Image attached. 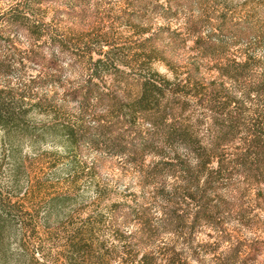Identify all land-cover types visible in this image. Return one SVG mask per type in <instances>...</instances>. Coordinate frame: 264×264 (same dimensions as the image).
Wrapping results in <instances>:
<instances>
[{
    "label": "trees",
    "instance_id": "16d2710c",
    "mask_svg": "<svg viewBox=\"0 0 264 264\" xmlns=\"http://www.w3.org/2000/svg\"><path fill=\"white\" fill-rule=\"evenodd\" d=\"M205 3L220 21L219 35L209 32L188 49L186 40L207 27V21L198 25L190 19L187 23L191 26L185 31L165 27L137 44L117 41L113 44V61L132 69L126 75L113 62L97 67L95 73L90 71L87 49L91 41L100 38L92 29H85L68 42L53 37L51 42L40 43L42 33L27 20L15 15L0 17V77L16 79L13 86H0V128L19 126L29 112L38 111L53 121L47 127L54 131L68 159L79 158L78 163L85 165L94 153L121 158L141 173L145 188L153 187L154 198L159 201L106 204L101 214L117 226L102 239L94 237V226L82 228L76 234L77 241L92 249L71 253L68 264H176L177 253L171 242L165 241V235L184 237V243L197 253L192 234L196 226L219 224L221 204L215 198L223 194L222 185L232 176V163L239 167L241 159L255 172L257 183L250 190L253 200L264 197V115L243 116L239 111L248 97L246 93L241 95L242 69L226 60L225 45L233 34L227 0ZM137 19L138 33L150 30L139 27L144 22L142 15ZM164 19L180 17L173 12ZM151 26H155L154 21ZM14 34L30 41L23 65H40L44 75L29 78L25 72L15 74L16 61L10 57ZM69 44L79 47L78 59L69 53ZM65 62L69 63L67 69L63 67ZM157 64L168 67L173 78L161 74ZM70 70L80 75L72 82L77 85L63 99L57 94L33 93L34 89L64 87ZM211 72L218 76L212 77ZM230 100L236 101L235 108L229 106ZM220 141L223 143L218 144ZM194 159L196 164L192 163ZM205 160L210 170L217 163L222 168L229 165L218 174L212 173L222 181L213 182L204 171ZM80 173V178L89 175L85 168ZM169 176L183 182L170 184ZM232 211L241 212L238 207ZM4 221L0 215V228ZM131 225L138 227L130 231L127 226ZM251 253V249H242L240 257L247 261ZM59 257L55 264H63V251Z\"/></svg>",
    "mask_w": 264,
    "mask_h": 264
},
{
    "label": "clouds",
    "instance_id": "9594fccd",
    "mask_svg": "<svg viewBox=\"0 0 264 264\" xmlns=\"http://www.w3.org/2000/svg\"><path fill=\"white\" fill-rule=\"evenodd\" d=\"M227 3L232 10L233 34L227 38L225 45L228 50L226 60L234 68L242 69L239 78L243 89L241 95L246 93L248 97L239 111L243 116L251 113L258 118L259 115H264V0H227ZM209 7L205 0H0V17L15 15L27 20L34 30L42 33L40 43L51 42L53 37L58 41L63 39L68 42L85 29H92L100 34V38L91 41L87 49L90 71L95 73L97 67L103 68L113 62L115 68L126 75L132 69L113 61L116 54L113 47L115 42L137 44L151 39L159 28L167 27L170 31H175L184 25L181 31H185L191 26L187 23L190 19L198 25L207 21L204 30L186 40L187 48L191 49L199 38L206 37L209 32L219 35L220 21ZM173 12L180 17L179 24L164 19ZM141 15L144 22L139 27L150 30L138 33L137 18ZM153 21L155 26H151ZM126 37L130 39L126 40ZM68 51L74 59H78V46L69 44ZM195 54L188 52V55ZM156 66L168 79L173 78L168 67L163 64ZM63 67L69 68V63L65 62ZM35 75L37 73H32V76ZM78 75L79 72L73 79ZM100 79L102 76L97 82ZM183 79V75H180V80ZM229 106L235 108L236 101L230 100ZM236 125L238 129L239 120ZM221 143L223 141L218 142ZM11 154L12 147L0 142V172L6 167ZM30 159L31 149L24 146L21 162L26 163ZM192 163L196 164L197 161L194 159ZM206 164L205 160L204 171L209 173L213 182L222 181V177L212 173L218 174L229 165L222 168L217 163L216 168L210 170L206 168ZM239 164V167H235V162L232 163V176L226 185H222L223 194H217L215 198L221 204L219 224L212 223L204 228L192 241L198 257H192L187 245L181 243L177 246V251L184 248L188 264H200L201 260L204 264H264V197L253 201L249 193L257 183L253 178L255 172L246 166L243 159ZM168 181L170 184L183 182L179 177L172 176L168 177ZM203 182L202 180L201 183ZM29 192L28 188L17 192L0 187V194L16 198L26 197ZM56 199V196L49 198L36 209L39 214L27 224L30 231L21 230L17 235H11L8 232L11 218L0 228V264H55L57 254L62 251L63 264H68L71 253L91 251L89 245L78 242L76 238L86 221L82 210H74L70 217L59 224L45 225L40 220L39 217L43 215L40 208ZM236 207L242 209L239 214L232 211ZM157 215L162 213L157 211ZM37 227L44 235H34ZM245 248L252 250L247 261L240 257V251Z\"/></svg>",
    "mask_w": 264,
    "mask_h": 264
},
{
    "label": "rangeland",
    "instance_id": "374dc122",
    "mask_svg": "<svg viewBox=\"0 0 264 264\" xmlns=\"http://www.w3.org/2000/svg\"><path fill=\"white\" fill-rule=\"evenodd\" d=\"M166 21L179 24V20ZM183 27L184 25H181L179 29ZM12 38L14 44L10 49V57L16 61L15 74L25 72L29 78L44 75L45 71L40 65L32 63L23 65L24 50L30 46V41L20 34H14ZM34 72L37 75L32 76ZM77 73L72 70L68 72L64 87L34 89L33 93L57 94L58 99H63L67 91L73 85H77L72 83L76 80L73 76ZM210 75L214 78L218 76L215 72H211ZM15 81L16 79L11 77H0V86H13ZM51 124L53 121L50 118L33 110L25 116L19 126L10 125L7 130L0 128L2 133L0 142L12 147V154L6 161V167L0 172V187L14 189L17 192L26 188L30 191L26 197L19 198L0 194V215L6 220L3 226L11 218V223H8V232L11 235H17L21 230L30 231L27 224L34 221L35 216L39 214L36 209L45 200L55 196L56 200L40 208L43 215L39 218L45 225L59 224L70 217L74 210L80 209L86 217L82 228L94 226L96 230L94 237L99 239L105 238L110 228L113 230L114 226H117L101 214L102 208L109 202L127 200L132 204L144 202L159 204L158 199L154 198V188H145L141 173L134 166L124 163L121 158L94 153L89 156L85 165L78 163L79 158L77 161L68 159L63 147L55 140L54 131L47 127ZM24 146L31 149V159L26 163L21 162ZM84 168L89 175L80 178V172ZM249 194L253 199L254 192L250 191ZM240 210L242 211L241 208ZM137 227L131 225L127 226V229L132 231ZM206 227H208L206 224L196 226L192 241ZM36 234L44 235L38 227L34 235ZM166 237L165 241L171 242L170 245L174 246L177 253L176 264H188L184 248L177 251V246L185 244L186 239L171 235H165ZM189 238L191 240V237ZM185 245L191 250L192 257L197 258L198 253H194L188 244ZM59 256L60 253L57 254V259H60ZM203 263L201 260L200 264Z\"/></svg>",
    "mask_w": 264,
    "mask_h": 264
}]
</instances>
